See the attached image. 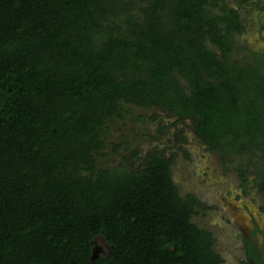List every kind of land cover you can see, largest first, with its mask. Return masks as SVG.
I'll return each instance as SVG.
<instances>
[{
  "label": "trees",
  "instance_id": "16d2710c",
  "mask_svg": "<svg viewBox=\"0 0 264 264\" xmlns=\"http://www.w3.org/2000/svg\"><path fill=\"white\" fill-rule=\"evenodd\" d=\"M245 31L227 0H0V264H225L175 157H99L129 107L161 110L224 164L251 156L264 197V55L235 60Z\"/></svg>",
  "mask_w": 264,
  "mask_h": 264
},
{
  "label": "rangeland",
  "instance_id": "374dc122",
  "mask_svg": "<svg viewBox=\"0 0 264 264\" xmlns=\"http://www.w3.org/2000/svg\"><path fill=\"white\" fill-rule=\"evenodd\" d=\"M227 2L240 11L246 27L237 38L243 52L235 60L252 64L253 53L264 55V15L247 13L239 0ZM106 134L107 149L99 157L100 168L115 169L127 163L139 168L152 155L175 157L174 182L182 196L195 195L208 207L193 222L214 234L216 251L225 264H241L245 239L263 241L257 229L264 232V197L258 188L257 170L249 165L251 156L234 157L224 164L221 155L211 152L196 133L194 120L177 123L176 117L161 110L129 107L125 119L111 123ZM135 152L138 158H132ZM241 171H247L246 186ZM105 249L97 240L94 258L105 255Z\"/></svg>",
  "mask_w": 264,
  "mask_h": 264
},
{
  "label": "flooded vegetation",
  "instance_id": "af4514ba",
  "mask_svg": "<svg viewBox=\"0 0 264 264\" xmlns=\"http://www.w3.org/2000/svg\"><path fill=\"white\" fill-rule=\"evenodd\" d=\"M239 2L241 7L247 9V13L258 11L264 15V0H239ZM257 230V233H261L263 241L259 242L254 238L245 239L241 264H264V232H261L260 228Z\"/></svg>",
  "mask_w": 264,
  "mask_h": 264
},
{
  "label": "water",
  "instance_id": "95a60500",
  "mask_svg": "<svg viewBox=\"0 0 264 264\" xmlns=\"http://www.w3.org/2000/svg\"><path fill=\"white\" fill-rule=\"evenodd\" d=\"M97 240H99V241H101L102 243H103V245L105 246V250H106V256H108L109 254H110V246H109V244L107 243V241H106V239L104 238V237H99V238H97L96 239V241ZM95 241V242H96ZM95 242H94V244H95Z\"/></svg>",
  "mask_w": 264,
  "mask_h": 264
}]
</instances>
